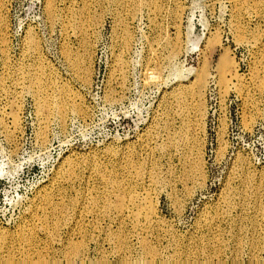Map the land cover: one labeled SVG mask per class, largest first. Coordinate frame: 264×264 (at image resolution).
I'll list each match as a JSON object with an SVG mask.
<instances>
[{"label": "rangeland", "instance_id": "rangeland-1", "mask_svg": "<svg viewBox=\"0 0 264 264\" xmlns=\"http://www.w3.org/2000/svg\"><path fill=\"white\" fill-rule=\"evenodd\" d=\"M253 2L0 0V264H264Z\"/></svg>", "mask_w": 264, "mask_h": 264}, {"label": "bare ground", "instance_id": "bare-ground-1", "mask_svg": "<svg viewBox=\"0 0 264 264\" xmlns=\"http://www.w3.org/2000/svg\"><path fill=\"white\" fill-rule=\"evenodd\" d=\"M233 1V3H234V5H236V6H241V8H242V6L244 5V4H246V3H248L250 0H232ZM252 1V0H251ZM254 2H253V4L256 6H259V4H260V2H262V0H253ZM50 3V2H49ZM52 3V2H51ZM86 3V2H85ZM86 5V4H85ZM254 5H252L253 7H255ZM250 7V6H249ZM252 7V8H253ZM237 8V7H236ZM48 9H50L51 10V4H48ZM240 9V8H239ZM160 12V11H159ZM84 24V23H83ZM86 25H82V27H81V30L82 31H85V29L84 28H86L85 27ZM88 26V25H87ZM80 27V26H79ZM81 32V31H80ZM85 33V32H84ZM84 35V34H83ZM177 43V42H176ZM176 43H174L175 45H176ZM174 46V45H173ZM171 49V48H170ZM173 50H176L175 49V47H173L172 48ZM173 50L171 51L170 50V52H173ZM174 54V53H173ZM170 57V56H169ZM264 60V59H263ZM31 80V82H30V87L31 88H33L32 90H34L35 91V93L34 94H36L37 95V97L39 98V106H38V110H39V113H41V114H43L42 116H49L52 112H55V114L57 115V116H62L63 115V113H64V111H65V108H64V105L63 104H61V103H58V100L57 99H54V97H51L49 94H47V91H46V87H44V83H43V81H42V79L40 78V74H34V76H32V78L30 79ZM66 92V91H65ZM190 92H192L193 93V88L191 89V91ZM64 96V95H63ZM59 97H62V96H60V94H59ZM15 114V113H14ZM13 121L15 122V124H16V121H17V119H16V115L15 116H13ZM13 125H14V123H13ZM16 126V125H15ZM192 170V169H191ZM150 175V174H149ZM153 175V174H152ZM136 176H138L137 174H136ZM142 176V175H141ZM149 177V176H148ZM155 177V176H154ZM157 177V176H156ZM108 178H110V177H108ZM108 178H107V180H108ZM103 179H104V177H103ZM138 179V178H137ZM141 179V178H140ZM150 179V178H149ZM153 179V178H152ZM157 179V178H156ZM155 179V180H156ZM154 180V181H155ZM158 180V179H157ZM111 181V180H110ZM116 181V180H115ZM120 181V180H119ZM151 181V180H150ZM160 181V180H159ZM158 181V182H159ZM107 182V181H106ZM108 182H109V180H108ZM156 182V181H155ZM154 182V183H155ZM104 183V182H103ZM113 184V183H112ZM138 184V183H137ZM157 184V183H156ZM106 185V184H105ZM115 185H117V184H115ZM119 185H121V183L119 184ZM136 185V184H135ZM122 186H123V184H122ZM111 187H113V186H111ZM118 187V186H117ZM116 187V188H117ZM143 187V186H142ZM114 188V187H113ZM125 188V187H124ZM112 189V188H111ZM119 189V188H118ZM144 189V188H143ZM145 190V189H144ZM107 191V190H106ZM113 191H115V190H113ZM124 191V190H123ZM109 192H110V189H109ZM122 193V192H121ZM108 194V193H107ZM125 194V193H124ZM46 195V194H45ZM117 195H119V192H118V194ZM116 195V197H118L117 198V200H118V202H117V204L115 205L114 204V206H115V208L116 207H118V209L119 208H121L122 209V207H123V205H124V202H125V200L123 199L124 198V196L122 197L121 195H119V196H117ZM47 196V195H46ZM49 197V196H48ZM115 197V198H116ZM45 198V197H44ZM145 198H146V200H147V206H146V208L143 210V209H141V208H135L136 209V212H134V213H132V214H134L135 216H140V218H141V216L144 218V222H146V223H148V222H151L152 220H151V218L153 217V215L155 214V209H154V205H153V202H152V198H151V196H148V195H145ZM128 199V198H127ZM45 200V199H44ZM129 201H130V203H131V205L133 204V206H135L134 205V202L132 201V200H130L129 199ZM117 209V208H116ZM119 211V210H118ZM122 211V210H121ZM133 216V215H132ZM138 219V218H137ZM135 220H136V218H135ZM136 222V221H135ZM138 223V222H137ZM146 223H144V225L146 224ZM152 223V222H151ZM153 224V223H152ZM148 225H149V223H148ZM141 226H142V224H141ZM143 227V226H142ZM148 227V226H147ZM149 229V228H148ZM147 229V230H148ZM146 230V231H147ZM145 231V232H146ZM145 241V240H144ZM142 243H143V241H141ZM145 243V242H144ZM146 244V243H145ZM145 244H144V246H145ZM124 245V244H123ZM123 247V246H122ZM145 249H146V247H145ZM144 249V250H145ZM147 252L151 255V254H153V252H151L150 251V249H148L147 248ZM70 253H71V255L72 254H76V248H73V249H70V251H69ZM148 254V255H149ZM147 255V256H148ZM149 255V256H150ZM73 256V255H72ZM71 257V256H70ZM69 257V258H70ZM74 257V256H73ZM72 258V257H71ZM151 258V257H150ZM74 259V258H73ZM37 262V261H36ZM40 263H38L37 262V264H41L42 262L41 261H39Z\"/></svg>", "mask_w": 264, "mask_h": 264}]
</instances>
